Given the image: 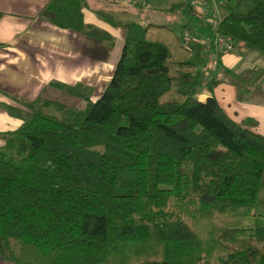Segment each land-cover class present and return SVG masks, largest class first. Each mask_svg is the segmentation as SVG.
Wrapping results in <instances>:
<instances>
[{
    "label": "trees",
    "instance_id": "16d2710c",
    "mask_svg": "<svg viewBox=\"0 0 264 264\" xmlns=\"http://www.w3.org/2000/svg\"><path fill=\"white\" fill-rule=\"evenodd\" d=\"M86 6L51 0L41 16L108 40L82 23ZM218 8L220 34L264 57V0H223ZM95 15L124 36L94 102L0 104L20 121L1 134L0 260L264 264V137L221 110L212 96L217 79L201 86L198 46L185 47L165 25ZM217 69L236 88L252 76L222 70L219 61ZM203 90L209 96L200 102Z\"/></svg>",
    "mask_w": 264,
    "mask_h": 264
},
{
    "label": "crops",
    "instance_id": "0c3cea01",
    "mask_svg": "<svg viewBox=\"0 0 264 264\" xmlns=\"http://www.w3.org/2000/svg\"><path fill=\"white\" fill-rule=\"evenodd\" d=\"M50 1L0 0V104L18 107L13 99L64 101L58 100L61 96L68 97L70 103L84 102V97L94 102L113 74L124 36L120 28L100 21L95 11H105L122 23L146 24L141 16L146 0H85L87 6L80 10L82 23L109 36L108 40H94L45 21L41 15ZM202 31L200 26L197 32ZM219 65L234 75L252 73L241 89L218 72L219 83L212 96L235 124L264 137V57L234 44L219 59ZM208 96L203 90L196 98L204 102ZM19 125V120L0 109V148L1 134ZM0 264L11 263L0 260Z\"/></svg>",
    "mask_w": 264,
    "mask_h": 264
},
{
    "label": "built area",
    "instance_id": "2783aa9c",
    "mask_svg": "<svg viewBox=\"0 0 264 264\" xmlns=\"http://www.w3.org/2000/svg\"><path fill=\"white\" fill-rule=\"evenodd\" d=\"M223 0H187V9L191 17L195 18L203 31L190 32L183 28L180 33L182 45L198 46L203 57L204 65L199 76L201 86H205L218 75L219 59L234 47V41L229 36L219 32L221 17L218 4Z\"/></svg>",
    "mask_w": 264,
    "mask_h": 264
},
{
    "label": "rangeland",
    "instance_id": "374dc122",
    "mask_svg": "<svg viewBox=\"0 0 264 264\" xmlns=\"http://www.w3.org/2000/svg\"><path fill=\"white\" fill-rule=\"evenodd\" d=\"M141 16L146 23L168 26L178 36L183 28L190 32H197L200 29V24L189 15L185 7V0H146L141 9ZM201 71V68L197 70L198 76ZM68 99L64 96L58 98V100H64L60 102L74 106L77 109H82L85 106L84 102L70 103L67 101Z\"/></svg>",
    "mask_w": 264,
    "mask_h": 264
}]
</instances>
